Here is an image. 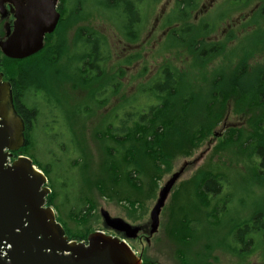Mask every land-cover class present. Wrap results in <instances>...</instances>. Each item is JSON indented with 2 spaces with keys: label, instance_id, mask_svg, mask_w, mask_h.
Listing matches in <instances>:
<instances>
[{
  "label": "rangeland",
  "instance_id": "1",
  "mask_svg": "<svg viewBox=\"0 0 264 264\" xmlns=\"http://www.w3.org/2000/svg\"><path fill=\"white\" fill-rule=\"evenodd\" d=\"M94 1L86 0V9L89 12L82 14L79 20L66 24L63 30L64 43L58 40L62 37L57 33L48 42L49 51L42 55L11 66L5 62V56L0 51V70L4 76L17 82L22 79L23 66L35 67L34 69L39 73L38 81L35 83L38 85L35 87H39V84L45 87L44 91L37 89L42 91L38 92L40 98L46 99L53 106L52 115L56 117L52 126H50L51 118L41 114L44 111L42 104L38 107L40 115L32 121V130L28 132L30 141L28 150L30 154L34 153L40 162L39 165H49L52 168L54 188L58 193L55 204L65 203L64 209L59 212L55 209L56 205L52 206L58 220L69 234L80 238L95 230L114 234L103 228L100 215L102 209L111 216L120 217L132 225L146 227L160 187L172 173L186 163L182 175L173 186L161 210L157 231L152 236H148L147 230L144 229L136 238L130 240L129 243L134 251L148 263L185 264L184 258L177 254V244L174 243L176 240L170 234L178 205L181 203L183 205L191 195L193 198H190V204L197 203L198 206L201 204L193 212L196 219L195 223L191 224L193 241L188 246L180 245L176 241L178 250L184 253L188 264H260V253L264 252L263 235L260 237L258 234L251 235L254 246L251 249L247 247L249 249L244 255L239 256L238 246L233 243L232 233L234 227L249 222L258 211H264V174L259 171V156L256 154L264 108L254 96V92L249 97V92L242 91L239 94L237 89H230L228 92L224 89L223 98L224 101L227 100L226 105L227 103L228 105H225L224 111L220 108L223 111L220 120L215 117L212 121L205 119L195 121L193 117L202 109L201 101H195L188 111L187 123L190 121V124L197 129L199 127L196 123L199 121L200 128L190 134V142L185 146H176L172 149L175 144L167 140L164 142L167 147L165 145L162 149L155 150L160 157L157 164L160 169L157 173L158 178L153 180L152 187H148L140 197L139 203L134 205L103 197L91 187L85 191V196L90 201L89 208H86L81 217L76 218L74 213L80 212L82 205L80 202L77 204L80 198L78 188L81 183L74 162L75 160L83 162L84 157L81 152L87 155L86 166L89 167L87 180L101 179L109 155L121 159L123 147L128 145L130 149L131 143L136 144L133 142L135 140L131 139L134 121L133 124L129 121L125 123L126 134L124 133L123 139L119 138L122 134L114 131L118 122L114 114L116 112L120 114L121 108L130 104L136 109H144L148 99L142 94L143 87L165 64L176 68H183L186 65L192 73L181 82L184 83L185 88H189L188 82L191 81L196 89L194 91L197 92L204 86L209 87L211 81L208 77H212L213 73L214 77L216 75L215 79L225 73L226 82L238 81L241 84L240 88L244 90L259 88L258 83L253 82V78L237 79L229 73L240 65V60L246 63V76H253L255 72L264 70V18L256 13L257 8L264 5V0L236 2L215 0L204 14L200 9L211 0H198L199 5L190 11L186 19L179 21V24L192 23L198 26L205 18L207 22H214L210 31L205 33V41L217 47L214 52H208L201 59L191 53L181 52L178 41H174L164 33L167 19H164V23L163 18L172 15L175 0H145L149 1V4L145 7L138 41L132 42L141 43L137 52L138 60L128 64L119 62L128 39L124 38L116 24L111 23L107 13L99 14L91 9ZM70 2L71 7L79 5L78 0H70ZM162 8H164L162 18H159L154 30L145 39L154 18L159 15ZM213 12L216 13L210 15ZM224 15L225 17L222 18ZM79 28L103 34L110 47L111 56L105 65L103 64L102 76L97 81L74 85L75 83L66 79V75L71 76L78 66L79 56L82 55L79 54L81 51L77 40ZM195 29L194 33L200 35L199 29ZM142 39H145L144 43ZM196 39L201 41L199 38ZM185 41L188 43L189 37H186ZM203 45V42L199 44L200 48ZM120 67L123 68L121 75L116 78L115 73ZM218 71L221 72L217 73ZM218 82H221V78ZM19 83L22 84L21 81ZM107 83L109 84L106 88ZM104 87L105 90L101 91ZM98 91H101V95L98 94L94 98V94ZM220 91L223 92V89ZM217 92L215 90L214 94ZM218 95L213 96L221 99L222 94ZM48 110L47 108L45 113H48ZM226 113H229L226 122L228 126L223 125L222 122ZM181 124L185 126V120ZM215 132L219 134L214 136ZM58 133L67 149L65 151L59 150V144L51 142L52 134L58 135ZM177 133L179 132L171 133V138L177 140ZM164 136L165 134L162 136V141ZM159 152L163 153V156ZM126 155L124 160L128 163L129 159H126ZM133 177L134 183H137L139 178H135L134 175ZM210 178L218 179L220 184L216 195L206 194L201 189L203 182ZM140 180L143 183L147 182V178L144 177H140ZM129 182L132 183L131 180ZM150 184L148 182V185Z\"/></svg>",
  "mask_w": 264,
  "mask_h": 264
},
{
  "label": "water",
  "instance_id": "2",
  "mask_svg": "<svg viewBox=\"0 0 264 264\" xmlns=\"http://www.w3.org/2000/svg\"><path fill=\"white\" fill-rule=\"evenodd\" d=\"M54 1L0 0L1 14L6 3L15 8L12 30L0 40L6 57L22 59L42 48L45 33L54 29L58 19ZM24 129L11 86L0 73V264H142L124 239H134L144 229L148 236L157 231L161 210L186 163L160 187L148 226L132 225L102 209L105 227L124 239L97 230L86 241L70 240L46 205L50 189L45 175L25 156L10 162L12 152L24 145Z\"/></svg>",
  "mask_w": 264,
  "mask_h": 264
},
{
  "label": "flooded vegetation",
  "instance_id": "3",
  "mask_svg": "<svg viewBox=\"0 0 264 264\" xmlns=\"http://www.w3.org/2000/svg\"><path fill=\"white\" fill-rule=\"evenodd\" d=\"M213 1H215V0H211L210 1L211 3L208 2V4H206V5H202L200 12H202V14L206 13L208 10L207 8H209V6L213 3ZM234 1L236 2V1H240V0H234ZM78 2H79V5H73L71 7L70 6L71 5L70 0H55L54 1V8H55V11L58 13V19H57V22L55 24V27L51 32L45 33V35L43 37L42 48L40 50H38L35 54L30 56L29 57L30 59H33L39 55H42L44 52L49 51L47 49L48 42L57 33H58V35L60 34V36L62 37V38L59 37L58 40L64 43V39H63L64 38L63 37L64 32H63V30H65L66 24L71 23L72 21L78 19L80 16L82 17V14H84L87 11L86 0H78ZM128 2L130 3V6H131L130 13H128L126 11L124 0H114V1H111V0H95L94 4L91 6V9L95 10L94 12H96V13H99V14L107 13L109 15L108 19L111 21V23L116 24V26L119 27L121 34L124 36V38L128 39V42L125 43V47L123 48L124 52L122 53V56H120L119 62L121 64L134 63V62H137V60H138L137 59V57H138L137 52H138L139 47L141 46V43H132V42L138 41V36H139L138 32H139V28L143 22L144 16H145V11H146L145 7L147 4H149V1H145V0H128ZM240 4H242V3H240ZM240 4H235V5H240ZM197 5H199L198 0H189L188 3H184L183 0H175V7L172 11L173 12L172 15H170L167 18L164 17L163 22H164V19H167L166 31H164V33L167 37H170L174 41H178L179 48H180L181 52H185L188 54L191 53L193 56L201 59L202 56H205L208 52H214L215 48L217 47L215 44L206 43V41H205V33L210 31L211 26L214 22H207L208 20L205 18V19L201 20L203 22L199 23L198 26H195L192 23H189V24H186V23L181 24L180 23L179 24V21L181 22L184 19H186V17L189 15L190 11L193 8H195ZM257 6H259V5H257ZM4 7H5L4 8V14L0 13V40L6 39L7 30H10V31L12 30L13 22L15 20V16H14L15 8L12 7L9 3H6L4 5ZM87 12H89V11H87ZM163 13H164V8H162L159 15L154 18L153 25H152L150 31L147 32L145 39H147L150 36V33L154 30V26L157 24L159 18L160 17L162 18ZM214 13H216V12H213L210 15H212ZM256 13L264 18V5L263 4H262V6L257 8ZM256 13H254V14H256ZM224 17H225V15L222 18H224ZM195 28L199 29L200 35L194 33V31L196 30ZM85 31L91 33L90 34L91 37L93 38V40L96 41V43L98 45L99 50H98V56L95 59L96 61L94 59H91L90 61L85 59L86 58L85 54H87L86 51H88V50H86L87 46L85 47L86 44L83 43L84 42L83 39L85 38L86 35L83 34L82 32H85ZM186 37H189V39H190V41L188 43L185 41ZM196 38H199L204 43L202 48H200V46H199V44H202V42L198 41ZM145 39H142V43L145 42ZM77 40L79 41L78 42L79 48H80L79 50L81 51L79 54H82V55L79 56V60L77 61L78 66H76L75 71L71 74V76H70V74H67L66 79L72 83H75L74 85H83L86 82H88V83L95 82L102 76V71H103L104 65H105L106 61H108V59L111 56L110 47L108 46L107 41L105 40V37L103 34L93 32L90 30H85V28H79L78 33H77ZM197 48H200V49H197ZM30 59H27V60H30ZM23 60L24 59H20L18 61H23ZM192 63L193 62H190V64H192ZM239 64L240 65H238L235 69L230 71L229 74H233L237 79L253 78V82H257L259 87L261 85L260 83H262L263 87H264V76H263L264 70H260V71L255 72L253 76H251V75L246 76L247 70L245 67V64H246L245 61L240 60ZM186 67L187 66L185 65V66H183V68H181V67L176 68V67H172L170 65L168 66L167 64L160 67L157 70V72L154 74V76L151 77L148 80V82L146 83V85L143 87L142 94L146 95V97L148 99V101L145 102L146 104H144L145 105L144 109H139V108L136 109V108H134V106H132V104H130V106H128V107L126 106L124 108H121L120 114H118L117 112L114 114L116 120L121 121L122 119H124L125 121H128L129 118L127 119V116L130 114L135 116L134 118H139L140 116L143 117V116H145V113H148L155 106H157V105L163 106L166 104V102L171 104L170 107L166 110V112L171 111V107H174V108H176L177 113H179V111L187 108L188 106H189V109L191 110V106L195 103V101L200 100L202 103V109H201L199 114H196V116L193 117V118H195L194 120L197 121L198 119H200V120L205 119V120L212 121V120H214L215 117H218V119H219L223 115V111H224L226 101H227V100L224 101V98H223V96L225 95L224 89L227 92L230 89H237V90H240V91H243L246 93L249 92V97H251L252 92H254V96L256 97L255 92L257 91V89H259V88H256L255 90H251V91L241 89L240 88L241 84L238 81H234L233 83L226 82L225 77L227 75H225V73H222L216 79H215L216 75L214 77V73H213L212 77H208V78H210L208 80L211 81L209 83V87L204 86L203 89L198 90V92H197V91H194L196 89H194V86H193V84H191V81L188 82L189 88H185L184 83L182 84V82H181V80L186 78V76L188 74L192 73V72H190L189 68H186ZM122 69L120 67L117 70V72L115 73L116 78L119 75H121ZM219 72H221V71H218L217 73H219ZM168 75H170V79H171L170 84H172V82H174V84H173V88H174L173 94L174 95H165V93H161V92L155 93L153 91L154 90L153 88L156 86L157 83H159V82L163 83L165 81L164 80L165 76H168ZM3 77H4V75H3ZM220 78H221V82H218V80ZM4 79L7 80L11 85L13 100L15 101V99L18 98V100L20 102L26 103L25 101L27 100V96H25L24 93H22V92H20L18 95V92H15V89H14L13 84H12V80H10L6 77H4ZM117 80H119V78ZM108 84L109 83H107V85L105 86L106 88H107ZM217 84L220 85V86L218 85V88L216 87ZM36 85H38V84H36ZM40 85L41 84H39V86ZM41 87H44V86L42 85ZM105 87L101 91H104ZM222 89H223V92L220 91ZM40 90H42V89H40ZM215 90L218 91L216 94H214ZM101 91H98L96 93L94 92L95 93L94 98L98 94L101 95V93H100ZM38 92L41 93L42 91H37V89H35V91L34 90L32 91V93H34L33 97L36 99L35 101H38L41 99L40 93H38ZM218 94H222L221 99L213 96V95H218ZM239 94H240V92H239ZM172 96H174L173 99H171ZM152 97H155V98L152 99ZM256 99L259 102H261L259 98L256 97ZM173 100H175V103L172 105ZM251 100H253V98ZM227 105H228V103H227ZM220 108L223 111L220 110ZM145 110H147L148 112H145ZM179 116L180 115H177V120L180 118ZM228 116H229V113H226V115L223 117L222 122H223V125H225V126H228V125H226V122L228 120ZM117 125H118V122H117ZM117 125L115 126L114 131H117V129H118ZM262 130H263V126H262ZM262 130H261V132H262ZM160 133L163 134L162 131ZM218 134H219L218 132H215L214 136H217ZM258 146H259V142H258V145L256 146L257 156H259L258 151H257ZM191 162H193V161H191ZM259 171L262 174H264V170L261 167V157L260 156H259ZM215 180H218V179H215ZM258 214H261L262 220L264 221V217H263L264 211H258V213H255L251 217L249 222L242 223L241 225L233 228V231H232L233 238L235 237L234 233L236 231H238L240 229L245 230L244 235L242 236L241 240H234L233 241V243H235L238 246V251L240 253L239 256L244 255V252L247 249H249L247 247H250V249H251V247L254 246L253 238L251 235L255 236L256 234H258V237H260L261 235H263V237H264V225L262 223H259V225L256 224V227H253V218ZM242 226H244V227H242ZM238 233H239V231L237 232V234ZM263 248H264V245H263ZM257 251H255V253ZM260 255H261L260 264H264V252L261 251Z\"/></svg>",
  "mask_w": 264,
  "mask_h": 264
},
{
  "label": "trees",
  "instance_id": "4",
  "mask_svg": "<svg viewBox=\"0 0 264 264\" xmlns=\"http://www.w3.org/2000/svg\"><path fill=\"white\" fill-rule=\"evenodd\" d=\"M111 1H114V0H111ZM183 1L184 3L189 2V0H183ZM124 4H125L126 11L130 13L131 6L128 0H124ZM82 33L86 35L85 38L83 39L84 41L83 43L86 44L85 47L87 46L86 50H88L86 51L87 54H85V57H86L85 59H87L88 61H90L91 59L95 60L98 56V50H99L98 45L96 41L93 40V38L91 37L90 32L85 31ZM27 59H30V58H27ZM27 59H24L23 61ZM4 60L6 63L11 64V66L15 65L16 63L22 62V61H18L16 59H10L7 57H4ZM26 66L28 65H25L21 68V78L22 79H20V81L22 84L19 83L20 81H17V82L12 81L15 92H18V95L20 92H23L24 95L27 96V100L25 101L26 103L20 102L18 98L15 99L14 101V105L17 111L21 114L25 122V144L18 151L13 152V158L19 154L27 155L29 153L28 147H29L30 141L28 137V132L32 130V121L36 119L38 115H40L38 107L41 104L44 110L41 112V114L45 115L47 118H51L50 126H52V124L55 122L54 120L56 117L52 115L53 106H51V104L47 102L46 99L45 100L40 99L38 101H35L36 99L33 97L32 91L33 90L35 91V89H42V91H44L45 87H41L42 85H40L39 87L35 88L36 86L35 83L38 81L39 73L36 72L37 70L34 69L35 67H31L29 65L31 68H28ZM164 80L165 81L163 83L161 82L157 83L156 86L153 88L154 89L153 91L155 93H158V92L165 93V95H174L173 94L174 93V88H173L174 82L170 84L171 83L170 75L165 76ZM260 84L261 85L259 89H257L255 93H256V97L260 99L263 105V108H264V87L262 83ZM238 91L241 94L242 91L240 90ZM173 98L174 96L171 97V99ZM174 103H175V100H173L172 105ZM170 105L171 104L168 102H166V104L163 106L157 105L153 109H151L148 113H145V116L143 117L140 116L139 118H134L135 116H133L132 114L127 116V119L129 118L128 119L129 123L132 122L133 124V121H134V124H135L133 126V129H131L133 131V134L131 135V139H134L135 141L133 140L132 141L135 142L136 144L131 143L130 149L128 145L124 146L123 151L121 152V159H118L117 157L114 158V156L110 157L109 155V158L106 160L104 164V168H103L104 175L102 174L101 179H96L92 181L87 180V171L89 170V167L86 166L87 155L81 152V154L84 157L83 162H80V161L77 162V160H75L74 162V164L77 167L78 177L80 178V183H81L78 188V194L80 198L78 199L77 204H79L80 202L82 205L81 211L74 213L76 214L75 215L76 218L81 217V215L84 213L86 208H89L88 204L90 201H89V198L85 196L86 195L85 191L89 190L91 187H94L98 191V193L103 197L114 198L118 201H125L131 205L139 203V200L142 194L146 192V189L148 187H152V183L154 182L153 180L155 178L156 179L158 178L157 173L160 172V169L158 168L159 165H157L159 162L158 160H160V157L157 154V152H155V150L162 149L163 146L165 145L167 147V144L164 143V142H167V140L171 142L172 144H175V147H173L172 149L176 148V146L178 147H181V145L185 146L190 142L189 140L190 134L200 128L201 125L199 121H203V120L198 119L199 121L196 123V126L199 128L195 129L193 125L190 124V121L187 123V120H189L188 118V111L190 110L189 106L179 111V113H177L176 108H173V107L171 108V111L166 112V110L170 107ZM47 108L49 109L48 113H45V110ZM177 115H180L179 116L180 118L178 120H177ZM184 120L186 122L185 126L181 124V122ZM128 121H125L124 119H122L121 121H118V125H117L118 129L116 132L122 134L121 136H119V138L123 139V135L126 134L125 133V127H126L125 123ZM161 124H162V127H161ZM262 126H263V130L259 135L260 138L258 141L259 146H258L257 151H258V155L261 157V167L264 170V119H263ZM159 127L162 128L160 132L162 131L163 134H165L164 141H162L163 134L161 136V134L158 133ZM174 131L175 133L177 131L179 132L176 134L177 140L171 138L170 136V134L173 133ZM58 135L52 134L51 142L55 144H59L58 145L59 150L61 149L63 151L67 150L65 149V146L63 145L62 138L60 137L61 135L59 133ZM124 144L125 143H123V145ZM159 153L163 156V153L161 152ZM29 155H30L29 157L31 158L32 156L34 157L32 158L33 163L37 165L43 171V173L47 176L48 186L50 187L51 192L46 199V203L47 205L55 207L56 205L55 201H56V197L58 193L56 192L54 188L55 180L53 179L52 168L49 165H46V166H43L41 164L39 165L40 162L34 156V153L31 152V154L29 153ZM125 155L127 156L126 159H129L127 161L128 163H126V161L124 160ZM132 174L135 176V178L137 179L139 178L138 179L139 182L137 181V183H134L133 181L134 177ZM140 177L147 178V182L146 183L141 182ZM129 180H131L132 183L134 184L129 182ZM124 181H127V182L124 183ZM148 182L151 184L148 185ZM201 189L206 194L216 195L219 192L220 184H218L217 180L210 178L203 182V184L201 185ZM190 198H193V197H191L190 195L189 199H186L185 200L186 202L184 201L185 203L183 205L182 203L178 205L177 213H175V216L173 218L172 231L170 234L173 239L178 241V243H180V245H183V246H188L189 243L193 241V233L191 232V224L192 222L195 223L196 221L193 212L195 211V208H197L198 205L197 203L196 205L190 204ZM64 205H65L64 202H60L58 205H56V208H55L56 211L57 209H58V212L63 210ZM200 205L201 204H199V206ZM191 212H192V215H191ZM263 222L264 221L262 220L261 214H258L253 218V227H256V224L259 225V223H262L264 225ZM238 231L239 233L237 234ZM238 231L234 233V236H235L234 240H241L242 236L244 235L245 230L240 229ZM89 233H87L84 237L80 238V237H75L69 234L68 231H66V234L69 236V238L75 239V240H86L87 235ZM176 241L174 243L177 244V254H180V257L184 258L185 264H188V262L185 260L184 253L178 250V243ZM143 263L144 264H154L150 262L148 263L147 261H143Z\"/></svg>",
  "mask_w": 264,
  "mask_h": 264
}]
</instances>
